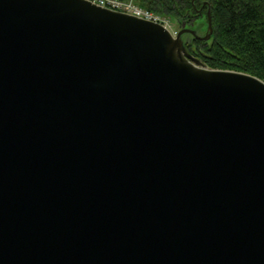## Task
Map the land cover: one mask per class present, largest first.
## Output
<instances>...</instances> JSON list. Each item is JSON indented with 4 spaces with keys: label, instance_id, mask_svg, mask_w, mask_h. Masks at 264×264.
<instances>
[{
    "label": "water",
    "instance_id": "1",
    "mask_svg": "<svg viewBox=\"0 0 264 264\" xmlns=\"http://www.w3.org/2000/svg\"><path fill=\"white\" fill-rule=\"evenodd\" d=\"M184 35L0 0V264H264V82Z\"/></svg>",
    "mask_w": 264,
    "mask_h": 264
},
{
    "label": "trees",
    "instance_id": "2",
    "mask_svg": "<svg viewBox=\"0 0 264 264\" xmlns=\"http://www.w3.org/2000/svg\"><path fill=\"white\" fill-rule=\"evenodd\" d=\"M137 6L179 26L195 25L199 34L209 11L212 35L207 42L193 40L190 55L208 69L264 82V0H137Z\"/></svg>",
    "mask_w": 264,
    "mask_h": 264
},
{
    "label": "built area",
    "instance_id": "3",
    "mask_svg": "<svg viewBox=\"0 0 264 264\" xmlns=\"http://www.w3.org/2000/svg\"><path fill=\"white\" fill-rule=\"evenodd\" d=\"M91 3L106 8L112 11L131 15L146 21L159 23L164 26L173 36L176 32L173 31L172 24L169 19L163 18L146 10H142L137 6V0H87Z\"/></svg>",
    "mask_w": 264,
    "mask_h": 264
},
{
    "label": "flooded vegetation",
    "instance_id": "4",
    "mask_svg": "<svg viewBox=\"0 0 264 264\" xmlns=\"http://www.w3.org/2000/svg\"><path fill=\"white\" fill-rule=\"evenodd\" d=\"M182 28H185V29H190V30H194V28H195V25H189V27L188 26H186V25H182L179 29H178V32H179V30L180 29H182ZM194 31H196V30H194ZM197 32V31H196ZM205 34H206V30H205V33L201 36V34H199L198 33V35L200 36V37H204L205 36ZM193 40H194V42L196 41V42H199V43H201V42H207V41H200V40H197V39H195V38H193L192 36H190V35H184L183 36V41L185 42H187L186 43V45H185V47H186V50H187V53L190 55L191 53L190 52H193L192 50H191V46L193 45ZM193 58L194 59H196L194 56H193ZM197 60V59H196Z\"/></svg>",
    "mask_w": 264,
    "mask_h": 264
},
{
    "label": "rangeland",
    "instance_id": "5",
    "mask_svg": "<svg viewBox=\"0 0 264 264\" xmlns=\"http://www.w3.org/2000/svg\"><path fill=\"white\" fill-rule=\"evenodd\" d=\"M182 26V25H181ZM181 26H179V25H177L176 23H173L172 22V28H173V31H177ZM205 33V31L204 32H202V34H201V36L203 35Z\"/></svg>",
    "mask_w": 264,
    "mask_h": 264
}]
</instances>
